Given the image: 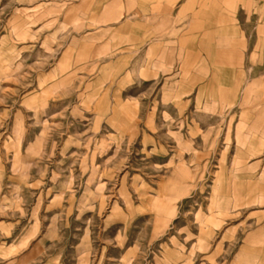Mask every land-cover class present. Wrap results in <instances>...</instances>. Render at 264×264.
Here are the masks:
<instances>
[{
  "label": "rangeland",
  "instance_id": "obj_1",
  "mask_svg": "<svg viewBox=\"0 0 264 264\" xmlns=\"http://www.w3.org/2000/svg\"><path fill=\"white\" fill-rule=\"evenodd\" d=\"M116 1L0 0V264H264V0Z\"/></svg>",
  "mask_w": 264,
  "mask_h": 264
},
{
  "label": "crops",
  "instance_id": "obj_2",
  "mask_svg": "<svg viewBox=\"0 0 264 264\" xmlns=\"http://www.w3.org/2000/svg\"><path fill=\"white\" fill-rule=\"evenodd\" d=\"M195 0H191L193 2ZM180 0H117L114 9L111 10L110 16H133L139 15L143 19L149 20L150 35H156L159 33L161 37L159 40H168V35L178 33L177 21L172 23L168 18L182 12V7H178ZM136 6V7H135ZM156 37L151 40H156ZM172 40V39H170ZM177 43L178 39H173ZM157 59V66L160 68L164 64L167 68H176L179 64V59L182 57V51L176 44L166 45L163 48H159L158 52L154 54ZM229 55V56H228ZM227 65L231 63L230 52L226 54V57H221ZM153 80V79H150Z\"/></svg>",
  "mask_w": 264,
  "mask_h": 264
}]
</instances>
